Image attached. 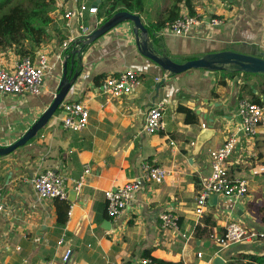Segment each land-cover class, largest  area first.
<instances>
[{
	"label": "crops",
	"instance_id": "1",
	"mask_svg": "<svg viewBox=\"0 0 264 264\" xmlns=\"http://www.w3.org/2000/svg\"><path fill=\"white\" fill-rule=\"evenodd\" d=\"M81 0H55L51 23L41 44H25L31 57H48L41 93L37 96L0 94V147L19 139L48 108L57 93L63 72V42L79 37L78 23L63 18ZM95 0H89L93 2ZM100 1L99 13L103 11ZM176 0H143L142 23L158 35L162 48L176 62L231 48L251 53L264 49V0H190L194 14L219 19V26L203 24L185 36L150 28L165 21ZM187 0L179 4V16L188 14ZM157 4L158 14L152 11ZM86 16L93 31L99 16ZM156 15L151 18L150 16ZM156 42V40H155ZM22 56L15 48L0 50V67L11 71ZM77 62H75V66ZM71 59L67 61V71ZM76 69V67H74ZM132 70L140 85L129 95L114 99L103 91L105 79ZM79 76L64 102L82 101L89 110V124L82 132L62 129L58 110L26 145L0 157V264H61L64 235L72 249L68 264H139L146 258L181 264H246L249 257L264 259V134L240 136L225 166L231 177L248 181L243 200L218 196L216 204L197 217L194 209L201 179L210 174V151L222 146L237 124L241 75L238 84L222 72L190 70L163 79L161 69L141 56L132 26L122 23L94 42L83 54ZM74 74L69 75L71 78ZM259 78L250 76V85ZM222 82L224 84H222ZM254 95L264 101L260 88ZM165 101V129L154 135L143 132L144 116L154 103ZM189 108L197 118L185 121L177 109ZM212 126L209 143L194 154L198 134ZM203 128V129H204ZM148 163L169 171L161 184H142L131 194L119 223L106 230L104 193L130 180H138ZM90 171L69 204L64 225H58L60 201L38 200L31 180L46 170L66 176L70 182ZM69 197V195H68ZM169 211L179 218V229L162 230L158 216ZM110 222V221H109ZM236 222L257 236L221 245L218 240L228 224ZM196 227L197 233H196ZM263 235V236H261ZM19 248V249H17ZM201 253V256H198Z\"/></svg>",
	"mask_w": 264,
	"mask_h": 264
},
{
	"label": "built area",
	"instance_id": "2",
	"mask_svg": "<svg viewBox=\"0 0 264 264\" xmlns=\"http://www.w3.org/2000/svg\"><path fill=\"white\" fill-rule=\"evenodd\" d=\"M100 1L81 0L67 9L63 18L67 21L74 20L78 23L80 30L79 37L89 35V27L84 23L86 16H96L99 12ZM103 20L100 21L99 25ZM222 22L219 19L211 18L199 14H182L173 21H166L161 28L163 33L175 36H185L196 27L203 24L209 26H219ZM71 40L63 42L61 48L67 51ZM64 52V53H65ZM48 68V57L44 53H38L36 57L24 56L15 66L14 70L8 71L0 67V94L9 96H37L41 93L43 78ZM140 85V79L136 72L126 70L116 76L105 79L103 91L110 98H120L129 95ZM167 109L165 101L154 103L146 111L144 116L143 132L147 135H154L165 129L163 115ZM59 121L64 131L82 132L89 124V110L82 101L62 102L59 109ZM237 124L230 132L225 142L216 150L210 151V174L201 179L200 189L197 193L194 212L197 217H201L207 210L208 200L214 196H223L236 200H243L248 195V181L244 178L231 177L225 166L226 160L233 153L240 136L255 137L259 133L264 134V101L261 104L250 102L248 99H241L237 103ZM204 125L202 126V129ZM90 171V167H84L83 175L70 182V180L52 170H46L34 176L31 180L33 191L38 200H51L65 202L68 199V184H73L72 190L79 191L85 181V175ZM169 176V171L162 167L152 166L144 163L138 180H130L114 190L104 193L106 203V215L110 223H119L127 205L130 202L131 194L140 189L142 184H161ZM2 209L0 204V210ZM159 227L162 230H178L179 218L172 212L164 211L158 216ZM257 236L249 233L247 229L239 223L232 222L225 228L224 237L218 242L227 246L231 243L240 242L248 237ZM263 236V235H261ZM64 235L57 241L58 247H64L60 256L61 264H68L72 249L66 247ZM19 249V248H17ZM201 256V253H198ZM150 258H144L139 264H150ZM47 264H57L50 261ZM264 264V260L261 263Z\"/></svg>",
	"mask_w": 264,
	"mask_h": 264
},
{
	"label": "water",
	"instance_id": "3",
	"mask_svg": "<svg viewBox=\"0 0 264 264\" xmlns=\"http://www.w3.org/2000/svg\"><path fill=\"white\" fill-rule=\"evenodd\" d=\"M125 22H129L132 26V33L134 35L137 51L141 56L150 60L161 69L164 80L190 70H205L212 72L222 71L231 74L237 73L238 75L234 78L236 84H238L242 74L264 76V49L263 51H253L248 53L231 48L229 50L206 53L205 55L178 63L167 54L165 48H162L158 35L155 32L150 31L142 23L140 15L127 11L116 12L96 27L89 35L78 37L72 41L69 49L64 53L62 58V77L57 87V93L52 102L19 139L6 147H0V157L13 153L18 148L26 145V143L36 136L37 132L40 131L58 111L68 92L73 85H75L79 76L78 70L81 66L84 52L99 38L110 32L116 26ZM69 59H71V69L68 72L67 61ZM75 62H77L76 66ZM74 67H76V69H74ZM73 70V76L68 78ZM213 134L214 130L212 126L202 129L196 138L194 154L198 152L202 145L210 142ZM68 195V202L74 201L75 192L70 191ZM217 199L218 196L214 195L208 200V203L211 204V202H213V204H216ZM104 224L106 230L111 228V223L108 220L104 221ZM222 263L223 262L219 257L215 258L214 264Z\"/></svg>",
	"mask_w": 264,
	"mask_h": 264
},
{
	"label": "trees",
	"instance_id": "4",
	"mask_svg": "<svg viewBox=\"0 0 264 264\" xmlns=\"http://www.w3.org/2000/svg\"><path fill=\"white\" fill-rule=\"evenodd\" d=\"M182 0H176L174 6L170 10V16L164 21H160L150 26L155 31L163 27L166 21H173L179 16L178 4ZM55 0H0V10L7 8V11L0 15V50L4 51L9 48H15L18 53L24 57L28 55L25 44L30 46H39L42 40L47 36V27L51 23L49 13L54 9ZM103 11L99 16L105 20L110 18L114 13L127 11L130 13L141 14L143 12V0H104L102 4ZM188 14L193 15L195 12L191 8L190 0L186 1ZM230 80H233L237 73H226ZM246 77V83L240 87L238 99H248L252 103L261 104V99L254 95L256 87L260 88V93L264 95V76L253 74H242ZM250 76L259 78L258 85H250L248 79ZM222 84H224L222 82ZM180 113L185 114V121L188 124L197 122V118L193 111L189 108L179 106L177 109ZM69 204L67 201L59 202L57 206L58 225H64L66 221ZM198 227H196L197 233ZM148 256L144 255L143 258ZM246 264L261 263L264 259L249 257ZM150 264H181L162 261L159 259H151Z\"/></svg>",
	"mask_w": 264,
	"mask_h": 264
},
{
	"label": "rangeland",
	"instance_id": "5",
	"mask_svg": "<svg viewBox=\"0 0 264 264\" xmlns=\"http://www.w3.org/2000/svg\"><path fill=\"white\" fill-rule=\"evenodd\" d=\"M7 11V8H4L3 10H0V15H2L4 12ZM152 11L154 12V14H158V6L157 4H152ZM151 18H154L156 17V15H152L150 16Z\"/></svg>",
	"mask_w": 264,
	"mask_h": 264
}]
</instances>
